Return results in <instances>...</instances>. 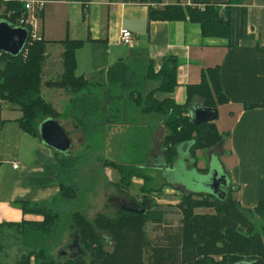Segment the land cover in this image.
Wrapping results in <instances>:
<instances>
[{
    "label": "trees",
    "instance_id": "1",
    "mask_svg": "<svg viewBox=\"0 0 264 264\" xmlns=\"http://www.w3.org/2000/svg\"><path fill=\"white\" fill-rule=\"evenodd\" d=\"M24 1L26 0L0 2V21L16 25L20 15L25 14ZM126 2L147 5L148 22L189 21L199 26L202 38L225 39L228 48L236 47L241 40L250 38L246 32V8L242 6L241 0H227L224 4L188 5L177 0L162 7L158 6L163 4V0H127ZM88 41L90 39L87 37L84 41H71L66 38L59 42L64 49L61 55L63 73L58 81L47 83L48 88L68 90L76 95L91 88L94 83L91 84L82 77L74 75L75 50ZM46 44L47 42L42 39L29 38L19 55L10 56L0 53V101L17 109L21 113V117L17 120L20 129L38 139L39 123L47 118L58 117L51 105L41 96V71ZM154 68L152 59L142 58L136 54L133 58L120 60L109 67L105 72V102L118 104L127 102L131 107L139 109L142 115L158 116L167 133L161 154L162 165L165 168H172L179 149L186 148L188 170L205 174L207 169L197 167L195 154L197 151L215 147L221 140L215 121L217 107L226 104L227 98L221 90L219 69L202 71L200 83L187 86L185 103L178 105L170 97L178 86L175 62L166 59L158 70ZM149 83L155 86L147 91L146 86ZM157 95L163 97L158 98ZM195 99L200 101L202 108L216 113L214 120L199 125H195L190 120L187 114ZM256 107L264 108V104L245 106L246 109ZM117 121L107 114L106 123L115 124ZM52 153L58 170L63 173L72 172L75 165L80 163L79 156L68 157L53 151ZM128 171L120 173V182L116 183L115 188L123 196L136 202L120 187L123 181L129 183L130 178L136 175ZM147 180L146 178L145 181ZM165 186L171 187V184L165 183ZM65 190L74 191L72 185L60 183L59 191L63 198H65L63 195ZM194 197H199V200ZM141 201V203L136 202L138 208H133L136 212L120 209L113 218L103 216L96 219L93 226L79 215H75L74 220L76 224L81 225L82 236L93 248L89 250L87 260L81 254L69 258L65 264H264V236L255 231V226L248 216L252 213L264 223V197L252 210L241 211L228 193L224 200L189 193L178 204L182 212L178 232L165 234L157 242L149 238L147 224H151L152 227H162L167 224L166 216L174 212L164 205L151 203L146 197ZM17 205L23 214L42 217L41 222L0 224V229L16 231L23 229L19 234L27 241L31 240L24 246H32V248L28 253H24V258L17 264H30V262L51 264V261L37 258L41 253L48 259L46 250L37 246L42 236H47L53 230L52 222L55 223L57 214L43 205L30 206L28 202ZM203 207L214 209V214H193V210ZM141 211L143 212L140 213ZM94 226L110 234L113 239L110 251H104L103 246L96 243ZM94 244L97 246L95 247ZM31 258L34 262L30 260Z\"/></svg>",
    "mask_w": 264,
    "mask_h": 264
},
{
    "label": "crops",
    "instance_id": "2",
    "mask_svg": "<svg viewBox=\"0 0 264 264\" xmlns=\"http://www.w3.org/2000/svg\"><path fill=\"white\" fill-rule=\"evenodd\" d=\"M175 1L163 0L158 7ZM47 2L35 28V33L47 42L41 71V96L47 103L56 106L69 100L65 90L46 86L61 78L64 49L59 42L66 38L71 41L90 39L75 50L74 75L91 84L109 67L135 54L152 59L156 68L171 59L176 65L178 86L170 97L178 105L185 103L186 87L200 83L202 71L218 68L227 103L217 107L215 127L221 140L209 152L207 165L212 157L218 159L229 182L226 195L230 191L239 210H252L263 199L264 108L246 109L245 106L264 104V0H241L246 8V32L250 38L232 48L227 47L225 39L202 38L199 26L189 21L148 22L147 5L144 4L120 0ZM180 2L224 4L227 0ZM122 30L131 33V46L120 43ZM196 106H200L197 99L187 116ZM104 116L103 131L108 134L114 132L112 128L119 129L106 123ZM20 117L17 109L0 101V224L41 222V216L23 214L17 204L28 202L30 206L48 204L53 207L54 200L63 198L59 191V184H66L62 174L71 175L74 171H59L52 151L38 138L20 129L17 122ZM181 150L182 157L187 159L186 148ZM153 162L148 165L157 168L160 174L173 169L162 165L160 155ZM184 166L189 169L187 160ZM171 187H179L187 194L208 195L184 190L176 183H171Z\"/></svg>",
    "mask_w": 264,
    "mask_h": 264
},
{
    "label": "rangeland",
    "instance_id": "3",
    "mask_svg": "<svg viewBox=\"0 0 264 264\" xmlns=\"http://www.w3.org/2000/svg\"><path fill=\"white\" fill-rule=\"evenodd\" d=\"M45 2L47 5V0ZM154 69L158 70L156 66ZM105 76L106 74L102 75L83 93L76 95L65 90L69 94L68 102L63 104L57 102L56 106H51L58 114L55 120L70 133L72 142L70 156L80 157V163L75 165L71 175L62 174V181L72 185L74 191L65 190L63 192L65 198L59 197L54 200L53 207L45 204L57 214V219L55 223L52 222L53 230L47 236L43 235L37 246L46 250L49 260L41 253L37 258L51 261V264H65L69 258L81 254L84 255L85 260L89 258L88 253L93 246L86 243L81 234V225L75 223L74 217L79 215L92 226L96 219L103 216L115 217L122 206L121 203L130 199L115 188L116 183L120 182L122 171L130 170L133 174L136 173L130 178L129 183L123 181L120 184L121 189L136 202L141 203L142 198L146 197L151 203L164 205L174 212L167 217V224L162 227L157 228L147 224V233L153 242H157L165 234L177 233L182 219L178 204L187 193L179 187L165 186V183L176 180L180 174L177 175L173 171L160 174L157 168L148 165L162 154L164 137L167 134L164 126L159 124L158 116L142 115L139 109L131 107L127 102L119 104L105 102ZM154 86L149 83L146 90ZM119 109L121 110L118 111ZM107 114L118 120L114 126L119 127V129L112 128L114 132L108 133L109 135L103 131L105 128L101 125L104 115ZM213 148L196 152L197 167H206L209 152ZM180 164L183 168V163ZM227 193L234 200L230 191ZM194 198L199 200V197ZM132 202L138 208V204ZM193 214L213 215L214 209L196 208ZM248 216L255 226V231L263 237L264 223L252 213ZM93 229L96 243L103 246L104 251H110L113 242L110 234L95 226ZM22 230L0 229V264H17L24 258V253H28L32 248V246H24L31 240L22 238L19 234ZM94 246L96 247L97 244ZM32 259L30 260L33 261Z\"/></svg>",
    "mask_w": 264,
    "mask_h": 264
},
{
    "label": "water",
    "instance_id": "4",
    "mask_svg": "<svg viewBox=\"0 0 264 264\" xmlns=\"http://www.w3.org/2000/svg\"><path fill=\"white\" fill-rule=\"evenodd\" d=\"M28 31L24 28L17 27L7 21H0V53L17 56L25 48L28 41ZM216 113L201 106L191 109L189 118L195 124L199 125L204 122L214 120ZM40 142L51 151L59 153L63 156H70L72 149L71 136L69 131L59 123V121L47 118L37 126ZM182 150L179 149L177 160L171 171L176 172L178 178L170 180L168 183L180 184L184 190L193 191L201 194H208L220 200L226 198V191L229 182L223 174L218 159L212 157L207 165V172L200 174L195 170H188L184 165L185 159L182 157ZM188 158V157H187ZM183 163V168L181 164ZM166 174H168L166 172ZM127 212H136L135 209H125ZM141 211L140 213H142Z\"/></svg>",
    "mask_w": 264,
    "mask_h": 264
},
{
    "label": "built area",
    "instance_id": "5",
    "mask_svg": "<svg viewBox=\"0 0 264 264\" xmlns=\"http://www.w3.org/2000/svg\"><path fill=\"white\" fill-rule=\"evenodd\" d=\"M8 0H0V2H6ZM46 0H26L24 1L25 14L20 15L16 21L17 27L24 28L28 31L29 38L32 40H40L41 38L35 33V28L38 23L40 14L44 10ZM119 41L125 46H131L133 38L129 31L122 30L119 35ZM13 168L16 165L13 164Z\"/></svg>",
    "mask_w": 264,
    "mask_h": 264
},
{
    "label": "flooded vegetation",
    "instance_id": "6",
    "mask_svg": "<svg viewBox=\"0 0 264 264\" xmlns=\"http://www.w3.org/2000/svg\"><path fill=\"white\" fill-rule=\"evenodd\" d=\"M127 199H128V198H127ZM129 200H130V199H129ZM129 200L126 201V202H122V203H121L122 206L120 207V209H124V210H125L126 208H127V209L136 208V207H135L136 205H135L131 200H130V201H129ZM120 209H119V210H120ZM125 211H126V210H125ZM73 246H75V244H74ZM73 246H72L71 248H73Z\"/></svg>",
    "mask_w": 264,
    "mask_h": 264
}]
</instances>
